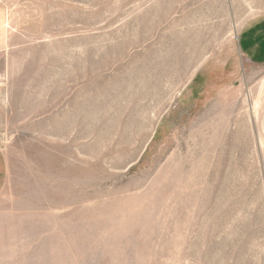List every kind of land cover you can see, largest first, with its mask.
I'll return each mask as SVG.
<instances>
[{"label":"rangeland","instance_id":"1","mask_svg":"<svg viewBox=\"0 0 264 264\" xmlns=\"http://www.w3.org/2000/svg\"><path fill=\"white\" fill-rule=\"evenodd\" d=\"M264 0H0V264H264Z\"/></svg>","mask_w":264,"mask_h":264},{"label":"crops","instance_id":"2","mask_svg":"<svg viewBox=\"0 0 264 264\" xmlns=\"http://www.w3.org/2000/svg\"><path fill=\"white\" fill-rule=\"evenodd\" d=\"M237 35L241 54L252 62L264 64V14L250 17L243 23ZM1 161H4L3 158L0 159V164ZM3 172L0 168V193L4 186Z\"/></svg>","mask_w":264,"mask_h":264}]
</instances>
